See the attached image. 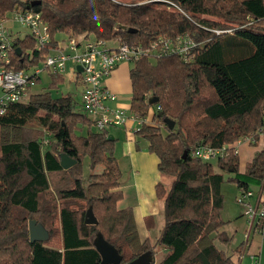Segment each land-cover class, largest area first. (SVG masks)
Instances as JSON below:
<instances>
[{"label": "trees", "instance_id": "obj_1", "mask_svg": "<svg viewBox=\"0 0 264 264\" xmlns=\"http://www.w3.org/2000/svg\"><path fill=\"white\" fill-rule=\"evenodd\" d=\"M15 9L41 13L52 46L71 37L148 46L161 35L185 33L203 44L189 61L171 55L131 62V108L147 116L160 105L153 118L163 123L145 124L136 134L149 141L160 173L172 178L170 187L156 185L164 226L154 241L141 240L132 208L118 207L124 193L116 140L109 131L93 130V119L77 109L72 93L37 92L0 114V264H102L94 245L98 232L123 255L122 264L147 250L156 256L159 249L158 264H240V255L233 260L216 244L232 240L220 230L226 223L221 187L224 173L240 172L239 155L231 149L215 167L192 151L201 143H234L264 126V0H0V18ZM204 27L231 32L217 35ZM18 34L23 54L13 53V65L29 69L48 47L39 51L30 32ZM46 74L49 87L63 81L62 74ZM151 96L158 102L150 104ZM166 117L176 121L174 129ZM33 121L53 134L50 147L42 148L43 133L29 127ZM62 153L77 163L63 168ZM85 158L91 168L86 180ZM245 173L263 181L264 147ZM238 186L248 184L238 179ZM88 206L97 224L85 223ZM32 219L49 230L48 240L30 241Z\"/></svg>", "mask_w": 264, "mask_h": 264}, {"label": "built area", "instance_id": "obj_2", "mask_svg": "<svg viewBox=\"0 0 264 264\" xmlns=\"http://www.w3.org/2000/svg\"><path fill=\"white\" fill-rule=\"evenodd\" d=\"M15 24L28 28L38 43L39 51L48 47V53L41 63L29 69H16L13 65L18 35L14 30ZM204 28L217 35L231 32V29ZM201 44L203 43L185 33L176 37L161 35L148 46L131 45L120 39L77 37L61 40L52 46L49 24L42 18L41 13L19 9L9 11L0 18V114L5 113L13 103L28 100L41 82L43 74H63L67 64L72 62V68L76 67L77 77L82 82V108L93 119L96 129L109 131L112 127L128 126L131 123L129 129L136 133L145 124H150L151 120L132 108L121 105L118 102V94L107 85V79L122 62L131 63L142 57L156 61L165 56L179 55L185 61L192 60L194 50ZM78 66L81 67L80 71ZM153 107L150 109L152 116L161 109L160 105L156 106V110ZM243 142L251 145L262 142L264 146V126L239 137L234 143L220 147L197 144L194 146L192 156L204 161L218 160L227 156L231 149L238 153V145ZM42 143L48 145L50 140L45 137ZM236 201L243 207L250 230L260 231L264 238V179L256 189L250 188L249 185L240 186ZM256 256L257 254H253L252 258L258 262Z\"/></svg>", "mask_w": 264, "mask_h": 264}, {"label": "crops", "instance_id": "obj_3", "mask_svg": "<svg viewBox=\"0 0 264 264\" xmlns=\"http://www.w3.org/2000/svg\"><path fill=\"white\" fill-rule=\"evenodd\" d=\"M130 68H131L130 62H122L106 81L110 89H112L115 93L118 94L119 96L118 102L121 105L128 107V108H131V101L128 102L127 97H125V95L130 94L131 99H132V81H131V76H130ZM150 109H152V107ZM151 112L152 110L151 111L149 110V114L147 115L148 120H153V116ZM131 125L132 124L129 123L128 126L116 127L113 131H111L110 130L111 128H110L108 132L109 134L108 136L112 137L111 140L113 139L116 140V148H115L116 152L121 147V149H125L124 153H128L129 164L131 167V173H130L128 181H126L124 185L121 182L120 189L124 193V198L118 203V207L119 208H128V207L132 208L141 240L144 241L148 237H150L152 241H154L156 237L159 235V234L158 235L155 234V236H153V233L155 232L154 231L155 227L159 226L157 225V221H156L157 220L156 215H158L159 213V211L156 210V206H157L156 204L158 203L157 202L154 203V200H159V201H162L163 203V200L157 197L156 185L159 181L165 184V181H163L164 175L161 174L158 169V164H159L158 156L155 153H151L148 149L149 141L146 139L147 141H144L146 147L142 148L141 143H143V140L145 138L131 131L129 129ZM263 147L264 146L262 145V142H259L254 146L246 142H243L240 145H238V155L240 158L239 171L245 172L247 164L253 160L255 154L258 151H260ZM142 158L148 159L149 161H153L154 162L153 166L151 168L143 167L140 163V159ZM119 162H120V159H119ZM120 166H121V163H120ZM171 182L165 185L167 187H170ZM238 189H239V186H238ZM163 210H164V203H163ZM241 213L243 216L241 220L244 218L246 219V217L244 216V212L242 211ZM149 217L153 219L152 222L150 221V223L148 221ZM238 221H240V219H238L236 222ZM224 231H226L230 236H232V240L234 239L233 233L231 232L229 233L228 230H224ZM216 244L219 248H221L222 250L226 252L225 248L221 244H219L217 241H216ZM246 245L247 244H243L241 246L242 247L241 251L245 249ZM237 247L239 246H237V243H236L233 249L235 250V252L240 254V252H238L240 250L237 251L236 249ZM250 247H251V244H249L246 249L249 250ZM254 254L259 255L260 258L262 256L263 258L262 264H264V252H262V250L260 249L258 252ZM252 255H251V258H252ZM232 258L233 260L237 259L236 256H232ZM260 258H259L258 264L261 263Z\"/></svg>", "mask_w": 264, "mask_h": 264}, {"label": "rangeland", "instance_id": "obj_4", "mask_svg": "<svg viewBox=\"0 0 264 264\" xmlns=\"http://www.w3.org/2000/svg\"><path fill=\"white\" fill-rule=\"evenodd\" d=\"M14 30H15V32H20V34L22 36L29 33L28 28L21 26V25H18V24H15ZM58 37H59V39H61L62 35L59 34ZM152 61L155 62V60H152ZM70 66L72 67V62H69L67 64L66 71L62 74L63 81L61 83H59L56 87H49V84L51 82V77L48 76L47 74H43L42 75V81L35 87L32 95L37 93V92H41V91H49V92H51V94L54 97H57V96H60L61 94H67L70 92L74 95V98L77 102V109L80 110V112L85 113L83 108H82V82L77 77L76 67L71 68ZM125 97H127L128 102L131 101V95L130 94H126ZM153 108H154V110H156V106H154ZM40 114H44V112L41 111ZM155 114H156V112L153 114V116ZM150 123L153 125H162L163 126V123L160 120L155 119V118H153V120H151ZM29 127H33V128L42 130L43 134L39 135V139H41V141H43V139L45 137H47L50 140V143L48 145L42 144L43 149H46V148L51 146V144L53 142V134L50 131L41 128L38 121L31 122ZM115 128L116 127H113L110 130L113 131ZM93 130L96 131V128H94ZM81 132H84V131H81ZM77 133L80 134V131H77ZM164 133H166L165 129H164ZM144 141H147V140L144 139L143 143H141L142 148L146 147ZM252 146H254V145H252ZM124 151H125V149H121V147L119 148V150H117V152L115 150V152H116L115 155H117V156L119 155L118 157H119L120 163H121V169H122L121 182L123 185L126 181H128L130 173H131V167L129 164L128 153H124ZM211 162L214 164L215 167H217V160H213ZM140 163L143 167H146V168H151L154 164L153 161H149L148 159H145V158L140 159ZM82 169H83V179L86 180L91 173L89 158H85V160L83 161ZM224 176H225V181L223 182L222 187H221V191H222V194L224 197V205H223V208L221 210V216H222V219L226 223L220 230H228L229 233L230 232L233 233L234 239L231 242L226 243V244H224L218 240H217V242L225 248L226 252L229 255L236 256V257H238L240 255L241 256L240 264H258V262H256L255 260H253L251 258V255L258 252L260 249L262 250V252H264L263 235L260 231L255 232L254 230H250V226L248 224V221H246L245 218L241 220V218L243 217L242 213H241L243 211V207L236 201V197L239 194L238 179L247 183L249 185V187L252 189L257 188V186H258L257 180L254 179L253 177L247 175L245 172H242V171H240L237 174L224 173ZM163 179H164L163 181H165V184H169L172 180V178L169 176H163ZM74 194L79 195L80 189L78 191L74 192ZM156 202L158 203V204H156L157 205L156 210L159 211V213L157 212L158 215H156V219H157L156 221H157V225H159V226L155 227V229H154L155 232L153 233V236H155V234L158 235L160 233V230L164 224L163 203H162V201L154 200V203H156ZM79 205L84 206L85 204L83 202H80ZM158 206H160V207H158ZM89 207L90 206L85 207L86 211L88 210ZM238 219H240V221L236 222ZM58 220H57V225L59 222ZM236 243H237V246H239L236 249L240 250L239 251L240 254L235 252V250L233 249V247L235 246ZM243 244H247V245H246L245 249L243 251H241L242 250L241 246ZM249 244H251V247L248 250L246 248L248 247ZM240 247H241V249H240ZM156 253H157V255L154 256L155 257L154 258L155 259L154 264H158L159 260L162 257V251L160 249L156 250ZM256 257L258 259L260 258L259 255H257ZM260 260H261L260 264H262L263 263L262 256H261Z\"/></svg>", "mask_w": 264, "mask_h": 264}, {"label": "water", "instance_id": "obj_5", "mask_svg": "<svg viewBox=\"0 0 264 264\" xmlns=\"http://www.w3.org/2000/svg\"><path fill=\"white\" fill-rule=\"evenodd\" d=\"M38 2H32L31 6L35 5ZM29 6L28 8H31ZM16 53L21 56L22 49L20 47L16 48ZM81 70V67L78 66V71ZM159 98L157 96H151L149 98L150 104H155L158 102ZM159 115H163V113H159ZM165 123L170 127V129H174L176 125V121L166 117ZM111 139V136H108ZM187 152H184L183 158H185ZM61 166L65 169H68L77 163V160L70 157L67 153H62L60 156ZM86 224H97L98 219L94 213L93 206H90L86 212L85 217ZM29 232H30V241H46L50 238L49 230L43 225L42 222H38L34 219L29 221ZM94 245L96 249L101 254V263L102 264H122L123 255L119 252V250L108 240L105 239L102 232H98L96 238L94 239ZM154 254L151 250H147L137 256L136 258L128 261L124 264H153L154 263Z\"/></svg>", "mask_w": 264, "mask_h": 264}, {"label": "clouds", "instance_id": "obj_6", "mask_svg": "<svg viewBox=\"0 0 264 264\" xmlns=\"http://www.w3.org/2000/svg\"><path fill=\"white\" fill-rule=\"evenodd\" d=\"M98 19V17H96Z\"/></svg>", "mask_w": 264, "mask_h": 264}]
</instances>
